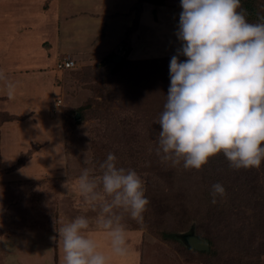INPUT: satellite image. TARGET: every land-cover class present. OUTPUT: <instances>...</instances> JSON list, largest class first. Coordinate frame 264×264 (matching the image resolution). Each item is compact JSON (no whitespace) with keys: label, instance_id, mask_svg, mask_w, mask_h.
<instances>
[{"label":"rangeland","instance_id":"1","mask_svg":"<svg viewBox=\"0 0 264 264\" xmlns=\"http://www.w3.org/2000/svg\"><path fill=\"white\" fill-rule=\"evenodd\" d=\"M151 1L137 0L134 23L113 59L76 58L72 69L60 70L56 63L68 58L61 54L48 68L57 88L48 111L61 120L63 163L53 165L52 174L46 172L57 181L49 186L36 178L21 179L25 191L12 194L19 180L0 181V264H64L58 232L80 215L90 218L89 235L109 264H122L129 255L134 264H264V159L259 168L237 169L220 152L200 169H186L182 159L173 164L156 151L157 121L170 84L169 61L181 46L176 31L182 8L180 0H166L162 6ZM145 4L151 9L138 27ZM4 119H9L7 114L0 113ZM110 152L117 167L135 170L141 177L149 201L142 222L122 214L127 248L123 256L112 252L108 236L95 224L97 210L76 191L64 189L85 169L99 176V165ZM216 183L225 194L212 203ZM18 194H25V205ZM36 200L42 208L35 207ZM30 209L32 218H25ZM189 230L208 236L210 251L189 248L183 240ZM162 232L180 237L165 238Z\"/></svg>","mask_w":264,"mask_h":264},{"label":"clouds","instance_id":"2","mask_svg":"<svg viewBox=\"0 0 264 264\" xmlns=\"http://www.w3.org/2000/svg\"><path fill=\"white\" fill-rule=\"evenodd\" d=\"M176 36L181 42L169 61L166 102L157 153L173 164L200 169L220 152L234 168H259L264 159V17L248 22L240 0H180ZM187 59L180 60L179 56ZM8 95L15 86L8 84ZM108 153L99 176L85 169L75 180L84 203L97 210L95 224L113 253L125 255L127 213L138 223L149 203L135 170L117 167ZM66 186V185H65ZM67 188V187H66ZM68 190V189H67ZM224 187L212 185V203ZM90 218L80 215L59 230L64 264H108L89 235Z\"/></svg>","mask_w":264,"mask_h":264},{"label":"crops","instance_id":"3","mask_svg":"<svg viewBox=\"0 0 264 264\" xmlns=\"http://www.w3.org/2000/svg\"><path fill=\"white\" fill-rule=\"evenodd\" d=\"M136 3L137 0H0V113L9 118L0 122V181L19 180L17 186L11 187L12 194L25 191L19 185L21 179L36 178L45 186L57 183L46 175L52 174L53 165L63 163L59 149L61 120L53 119L48 111L57 90L48 68L61 54L71 60L90 61L116 52L125 31L134 23ZM150 9L149 4L143 6L138 27ZM10 83L15 86L11 97L7 87ZM33 147L36 150L19 165L21 154ZM73 187L75 183L68 182L64 189L74 193ZM19 196L23 199L25 194ZM38 201L35 207L42 208ZM19 203L25 205L24 199ZM32 216L30 209L25 218ZM133 258L129 255L122 264H134Z\"/></svg>","mask_w":264,"mask_h":264},{"label":"trees","instance_id":"4","mask_svg":"<svg viewBox=\"0 0 264 264\" xmlns=\"http://www.w3.org/2000/svg\"><path fill=\"white\" fill-rule=\"evenodd\" d=\"M166 0H153L151 1V4L155 5V6H162L164 3H165ZM243 9L244 11V15H245V18L248 22H251V23H258V22H261L260 21V17H264V0H240V8L237 9V11ZM114 57V54H109L106 59L110 60V59H113ZM82 108L79 109V112L83 111V109L81 110ZM3 121H7V119H4V120H0V122H3ZM36 148H32L31 151H28L24 156L25 158L29 157L31 155V153L33 151H35ZM23 156H21V159L18 161V164H22L23 163ZM24 158V159H25ZM26 158V159H27ZM76 188V186H75ZM77 192L78 195L79 192L77 190H75ZM187 234H194L198 239L200 240H207L208 243H209V251H210V238L206 235H199V234H196L194 233L192 230H189ZM162 235L163 237H167L169 239H173V240H176L178 239V235H175V234H166L164 232H162Z\"/></svg>","mask_w":264,"mask_h":264},{"label":"water","instance_id":"5","mask_svg":"<svg viewBox=\"0 0 264 264\" xmlns=\"http://www.w3.org/2000/svg\"><path fill=\"white\" fill-rule=\"evenodd\" d=\"M78 117V115H77ZM184 242L187 246L196 251H205L209 250V243L207 240H200L195 235L189 234L183 237Z\"/></svg>","mask_w":264,"mask_h":264},{"label":"built area","instance_id":"6","mask_svg":"<svg viewBox=\"0 0 264 264\" xmlns=\"http://www.w3.org/2000/svg\"><path fill=\"white\" fill-rule=\"evenodd\" d=\"M74 66H75V62L68 58H64L63 60H60L56 63V67L60 70L72 69Z\"/></svg>","mask_w":264,"mask_h":264}]
</instances>
